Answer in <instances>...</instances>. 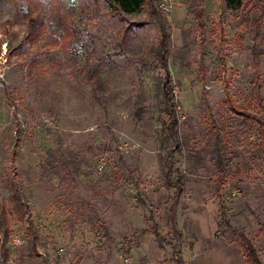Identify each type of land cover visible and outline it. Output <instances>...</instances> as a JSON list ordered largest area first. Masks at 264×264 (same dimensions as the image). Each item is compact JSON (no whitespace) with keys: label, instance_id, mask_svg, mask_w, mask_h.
<instances>
[{"label":"rangeland","instance_id":"374dc122","mask_svg":"<svg viewBox=\"0 0 264 264\" xmlns=\"http://www.w3.org/2000/svg\"><path fill=\"white\" fill-rule=\"evenodd\" d=\"M34 1L0 0V204L24 203L22 217L8 211L0 264H243L224 218L264 263V109L252 99L259 82L264 101V0H151L133 14ZM59 16L79 42L59 38Z\"/></svg>","mask_w":264,"mask_h":264},{"label":"trees","instance_id":"16d2710c","mask_svg":"<svg viewBox=\"0 0 264 264\" xmlns=\"http://www.w3.org/2000/svg\"><path fill=\"white\" fill-rule=\"evenodd\" d=\"M110 7L114 8L117 13L121 14H133L139 12L147 1L151 0H106ZM227 8L229 9H237L240 8L244 0H224ZM34 0H28V4H34ZM152 12V11H150ZM30 21V26H34V19L32 17H28ZM56 31L62 40L69 42H79L80 41V33L71 24L64 18L63 16H59L56 21ZM159 32L160 39L157 45V49L154 51V59L156 60V65L165 71L166 81L165 84L161 87L162 94V111L169 118V122L167 124L166 129L168 130V134L170 139L174 145H179L178 137H177V107L173 101L172 89H171V78L169 75L168 69V57L170 55V37L166 32L164 24H159ZM33 36V30L30 32L29 37ZM260 83L256 82L253 85L252 90V99L256 103V106L264 109V101H262V97L260 94ZM242 110V108H239ZM220 153L217 152V157H220ZM170 168V167H169ZM217 169L221 170V161L217 159ZM172 176V169L170 168L165 175L166 184L170 187L175 188L174 198H178L180 194L181 181L178 179L177 183H171L170 179ZM10 205L7 206L4 203L0 204V232L3 233L4 237H7L9 231V225L7 222L8 211H11L14 215L22 217L24 212L22 211V207L24 203H22L17 195H13L11 199H9ZM172 206L171 209L172 210ZM227 227L228 231L235 236L240 241V247L244 256L245 264H264L260 258L258 250L254 247L252 242H250L244 233L237 231L234 229L224 218L222 220Z\"/></svg>","mask_w":264,"mask_h":264},{"label":"crops","instance_id":"0c3cea01","mask_svg":"<svg viewBox=\"0 0 264 264\" xmlns=\"http://www.w3.org/2000/svg\"><path fill=\"white\" fill-rule=\"evenodd\" d=\"M204 250H205V249H204ZM204 250H203L202 246L200 245V246H199V252H203ZM241 254H242V253H241ZM241 256H242V259H243V264H245L244 256H243V255H241Z\"/></svg>","mask_w":264,"mask_h":264},{"label":"built area","instance_id":"2783aa9c","mask_svg":"<svg viewBox=\"0 0 264 264\" xmlns=\"http://www.w3.org/2000/svg\"><path fill=\"white\" fill-rule=\"evenodd\" d=\"M17 242H18V240H17Z\"/></svg>","mask_w":264,"mask_h":264}]
</instances>
